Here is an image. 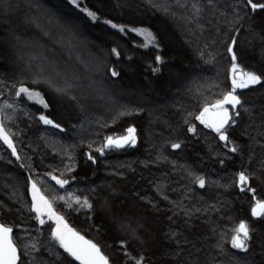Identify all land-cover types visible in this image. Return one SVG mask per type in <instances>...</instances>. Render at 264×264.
I'll return each mask as SVG.
<instances>
[{
    "label": "trees",
    "instance_id": "trees-1",
    "mask_svg": "<svg viewBox=\"0 0 264 264\" xmlns=\"http://www.w3.org/2000/svg\"><path fill=\"white\" fill-rule=\"evenodd\" d=\"M30 2L31 0H14L22 8ZM38 2L43 7L29 12V15L35 17L36 24L24 23L20 13H13L9 18L14 32L20 35L18 41L14 35L11 37L14 58L19 66L11 68L0 59V80L11 84L24 79L50 105L49 108H44L34 100L16 98L9 95L6 88H0V91L5 92L4 96H0V104L5 99L9 103L15 100L21 109L14 114L12 120L5 121L6 131L12 137L19 160L0 139V223L14 228L13 240L19 247L23 248L27 243L36 244L39 248L38 252H31L25 264H67L68 261L80 264L58 242L52 240L49 225L53 228V224L46 221L44 225H40L35 218L36 213L30 211L32 180L37 182L39 191L52 201L54 211L64 217L69 227L98 244L105 255L115 257L117 261L123 258L119 249V240L123 238V233L118 230V225L109 223L110 215L100 211L90 213L79 208L74 201L69 208L65 200L57 197H67L69 192L88 196L97 208L108 199L115 212L124 219L146 218L154 233L151 247L145 250L132 243L128 250L144 252L153 264H163L168 258L164 259L162 255L169 251L171 244L166 234L178 226L182 227L185 217L181 215L171 221L168 219V216L178 210L168 201L161 200L153 184L166 181L171 199H179L184 192L180 185L187 181L181 179L184 173L178 166L185 164L219 185L206 186L205 189H200L197 185L195 191L189 194L191 199L183 201L188 208L211 204L219 209L218 212L209 213L207 217L204 213L197 214L210 221L208 225H201L197 236L191 237L204 248L201 258L210 254L215 256L216 264H228L230 258L238 256L242 258V262L246 259L247 264H264V217L252 216L256 201L264 200V183L252 181L251 186L256 188L255 197L251 192H240L234 184L229 188L234 173L247 166V161L231 153L213 129L194 118L202 111L205 103H214L231 88V63L223 46L217 43L207 48L206 55L201 57L200 51L205 41L211 39L209 34L192 35L183 22L152 8L150 0H81V8L87 7L97 12L99 19L96 21L70 5L68 0ZM134 12L144 15L132 17L130 13ZM56 19L75 27L78 31L75 32L83 38L89 37L101 43L99 53L101 58L105 55L106 57L100 70L93 71L92 66L86 64L84 55L76 48L72 37L56 38L57 33L52 30L55 27L53 20ZM105 20L126 25V32L112 28L104 23ZM164 20H169L174 25L178 38L182 39L187 48L184 52L168 47L164 38L165 31L160 25ZM254 23L257 31L264 26L260 16L255 17ZM132 28L150 29L160 47L157 48L155 43H148L146 35L133 32ZM244 35L242 32L240 38L243 39ZM146 43L147 47L144 46ZM112 49L119 51L120 56L117 57ZM157 55L164 58V64L155 61ZM210 55L215 60L206 62ZM33 57L34 66L42 65L46 69L40 79L52 76L57 79L58 85H62L63 79L67 78L74 84L72 91L68 95H61L47 85H32L31 74L25 70L22 75V70L25 69V62ZM184 63L187 64L186 67ZM238 63L244 71H264V55L261 54L260 45L256 43L250 46ZM127 67L133 68L139 84H143L144 79L152 88L160 90V93L161 85L166 84L173 72L181 76V81L173 84V90L166 96L157 99L148 95L133 98L126 95L129 91V84L126 82L129 73ZM156 67L161 68V71L153 72L152 69ZM112 68L120 72V76H111ZM73 95L77 97L75 101L71 99ZM237 95L247 101L246 106L254 109L256 113L259 114L264 109V87L255 85L239 89ZM61 98L68 99L75 105L72 112L63 114L55 107L56 101ZM137 108L141 111H134ZM125 110L131 114L120 115ZM188 113L193 115L188 116ZM41 114L60 123L66 130L45 125L39 120ZM115 116L118 119L113 123L112 118ZM185 117L188 118V124L184 122ZM246 123L245 117L240 126L231 132L230 139L246 143L247 137L242 136ZM256 123L259 125V119ZM191 124L196 125L195 135L186 131ZM130 126L137 128L138 142L135 146L108 151L103 156L95 151L103 143L104 137L124 135ZM170 142H183L184 146L181 150H174L170 147ZM161 150L168 159L156 162ZM89 151L95 157L96 163L88 160ZM256 152L259 157L264 149L257 146ZM70 156L74 160H70ZM221 160L224 161L223 164L220 163ZM70 164L73 165V171L68 173L65 166ZM117 171L123 175H114ZM53 175L69 179L70 184L62 188L52 179ZM73 176L76 177L75 180H72ZM131 182L133 184L130 185ZM113 188L117 190L115 196L111 195ZM91 189L96 191L91 192ZM136 193L145 199L141 200ZM201 196L204 197L203 200L200 199ZM148 200L152 201L151 205ZM242 220L256 230L255 242L249 254L231 248L232 229ZM210 227H218V231L228 232L229 241L225 246V253H220L214 247L217 237L210 233ZM201 237L207 238L203 242ZM49 248L52 251H48ZM133 254L136 252L133 251Z\"/></svg>",
    "mask_w": 264,
    "mask_h": 264
},
{
    "label": "snow or ice",
    "instance_id": "snow-or-ice-1",
    "mask_svg": "<svg viewBox=\"0 0 264 264\" xmlns=\"http://www.w3.org/2000/svg\"><path fill=\"white\" fill-rule=\"evenodd\" d=\"M68 3L79 9L83 13L96 21L99 16L96 11H92L87 7L81 8V0H68ZM152 8L158 12L163 13L166 16H171L175 19L183 22L190 30L192 35L199 34L204 36L209 34L210 41H205L203 49L200 51V56L206 55V49L219 43L223 46L225 52L230 59L231 67V88L230 90L222 94V98L215 100L214 103H205L202 111L194 118L200 121L201 124L206 125L208 128L213 129L218 134L220 141L224 142V147L229 148L231 153H235L247 161V166L242 170L234 173L231 178V182L228 187H232L234 184L240 192H251L255 197L256 188L251 186L253 180H258L264 183V152H261L257 157L256 147L259 146L264 149V109L258 114L251 107H247V101L242 100L240 95H237V89H247L250 86L260 85L264 87V71L257 73L256 71H244L238 60L246 53V50L250 46H254L256 43L260 45L261 54L264 55V26H261L257 31L256 24L254 23L255 17H261V23L264 25V0H150ZM43 7L39 4L38 0H31L24 8L20 3H14V0H0V26H5L10 23V17L13 13L22 14L23 22L26 24H36L35 17L29 15L32 9H39ZM252 21V23H247ZM105 24L110 25L112 28L119 29L120 32H126V25L113 23L112 20H105ZM247 23V28H245ZM39 27V25H36ZM131 31L138 32L141 35H146L148 43H155L157 48L160 47L159 43H156V36L150 29H138L132 28ZM245 33L244 38L241 39V34ZM214 33V35H212ZM0 35H4L7 39L8 35H14L18 41L20 35L14 32L11 27H2ZM47 35V33H45ZM145 47L148 46L146 43ZM117 57L120 56V52L116 49L111 50ZM35 57L25 62V69L31 74L32 85H47L53 88L57 93L61 95H68L74 88V84L67 78L63 79V84L58 85V81L55 77L49 76L45 79H40L46 69L42 65H33ZM131 59V57H129ZM215 60L214 56H209V60L206 62H212ZM155 61L158 64H164L165 60L162 56L157 55ZM153 72H160L161 68L156 67L152 69ZM111 76L118 77L120 72L115 68L110 70ZM0 88H6L9 95L16 98L23 99L26 97L28 100H34L43 105L44 108H49L50 105L45 100L39 91H36L34 87H29L25 83L24 79L12 82L9 84L6 80H0ZM5 92L0 91V96H4ZM72 100H76L75 95L71 96ZM83 108V105L81 106ZM235 110V111H233ZM242 110V111H241ZM21 111L18 103L13 100L9 103L7 99L0 104V139L4 141L12 150V154L20 157L17 154V149L13 143L12 137L6 131L5 121L12 120L16 112ZM134 111L139 112L141 109L137 108ZM243 112V115H242ZM127 110L120 113V115H130ZM192 113H188V116H192ZM246 117L247 123L243 128L242 136L247 137L246 143H240L234 139H230L231 132L240 126L242 119ZM113 123L116 122L118 116L112 118ZM259 119L260 123L257 125L256 121ZM39 120L45 125H52L57 129L65 131L60 123H56L47 115L41 114ZM185 124H188V118L185 117ZM251 130V131H250ZM187 132L196 134L197 128L195 124H191L186 129ZM253 132L256 133L253 135ZM137 128L130 126L126 129L124 135H109L104 137L103 143L100 147L96 148V152L101 156L105 155L108 151H116L125 148V146H135L138 142L136 135ZM230 145V147H229ZM183 142H170V147L174 150H181L183 148ZM89 149H91V143H89ZM88 160L92 163H96V159L92 152L87 153ZM70 160H74L73 157H69ZM167 156L163 155V150L158 154L157 161H166ZM176 165L175 161L171 162ZM224 163L223 160L220 161ZM178 168L183 171L184 175L181 179L187 181V183L180 185L184 189L179 199L173 200L169 196V185L165 182H154L153 187L155 192L163 201L171 203L175 209L168 219L171 221L176 216H183L182 227H176L167 233V238L171 242L169 251L165 253L168 259L163 261V264H216L215 256L208 255L205 258H201V254L204 253L202 244H198L196 239L191 237L197 236L198 229L201 225H208L210 221L208 219H202L199 213H204L207 217L209 213L218 212L219 209L215 205L208 204L206 207H185L183 201L185 199H191L189 195L195 191V186L198 185L200 189H205L206 186L217 185L216 181H209L204 174H201L196 169L189 165H179ZM65 171L71 173L73 171V165H66ZM135 171L134 169L132 170ZM63 175V173H62ZM114 175L122 176L119 171ZM30 179V177H29ZM52 179L56 181L62 188L65 185L70 184L69 179H61L58 176L53 175ZM76 177L73 176L72 180ZM176 183H179L178 181ZM219 186V185H217ZM111 187V186H109ZM32 201L30 211L36 213V219L40 225L45 224L44 216L55 222V227L50 228V236L52 240L58 242L61 248L64 249L69 256L75 260L80 261V264H153L152 260L147 257L144 252L133 249L129 251V244H138L141 248L147 250L151 247L154 239V233L151 223L146 218H140L136 220H126L122 215L115 212L113 206L108 199H105L103 203L99 205V208L89 200L88 196H78L74 193H67V197H57V199L65 200L68 207H72V201L79 208L86 209L90 213L97 211L110 214L113 223L118 225V230L123 233V238L119 240V249L122 253V259L117 261L115 257L110 258L105 255L98 244L91 240L86 239L83 235L68 226L62 215L56 213L53 209L52 201L42 195L37 188V182L31 181ZM175 191V189H171ZM91 192H95V189H91ZM111 195H117V190L112 189ZM137 197L144 200L145 197L136 193ZM204 199L203 196L200 197ZM148 204H152L151 200H148ZM155 208L156 205H153ZM10 210V209H9ZM171 211V209H170ZM253 217H264V200H257L255 206L252 208ZM12 226L0 223V264H25L26 258L31 252H38L39 248L36 244L23 245V248L19 247L13 240ZM26 231V230H25ZM210 233L216 236V242L214 247L219 249L220 253H225V246L229 241L228 232L226 230H219L218 227H210ZM255 229L250 228L246 221H240L239 224L232 229V235L230 237L231 248L238 250L239 252L249 254L250 248L254 244ZM207 238V237H204ZM264 247V245H262ZM48 251H52L51 248ZM59 255V253H55ZM67 264H72L68 261ZM228 264H247V260L241 257L230 258Z\"/></svg>",
    "mask_w": 264,
    "mask_h": 264
},
{
    "label": "rangeland",
    "instance_id": "rangeland-1",
    "mask_svg": "<svg viewBox=\"0 0 264 264\" xmlns=\"http://www.w3.org/2000/svg\"><path fill=\"white\" fill-rule=\"evenodd\" d=\"M130 15L133 17H142L144 13L141 12H134L130 13ZM55 27L52 28V30L56 31V38L59 36H65V37H72L74 40V44L76 48L81 52L85 59H86V64L91 65L94 70H100V68L103 67L102 61L105 60V57L101 58V55L99 53V48L101 46V43L89 39V37L83 38L82 36L78 35L75 31L77 29L75 27H71L70 25L66 24L63 20L61 19H56L53 20ZM161 29L165 31V41L168 44V47L173 48L174 50L178 52H184L187 48L182 42V39L178 38V33L174 28V25L172 22L169 20H164L162 23L160 22ZM2 27H11L12 24H8L5 26H0V31H2ZM22 29V28H21ZM78 32V31H77ZM98 34V32H97ZM12 35H8L7 39H5L4 35H0V59L5 62L6 65H9L11 68L18 67L19 64L17 63V60L14 58L15 57V52L12 50ZM17 65V66H16ZM184 66L186 67L187 64L184 63ZM127 71L129 72L127 75L126 82L129 84V91H127L126 95L131 96L133 98L137 97H144V96H152L154 98H159L162 96L168 95L173 89L171 86L173 84H177V82H180L181 76L177 75V73H170L172 77L166 81V84L163 86L161 85V92L160 93L157 88H152L151 85H149L144 79H143V84L138 81L137 76L135 73H133V68L132 67H127ZM139 78V77H138ZM137 80V81H136ZM239 89H237L238 91ZM237 94V93H236ZM55 107L60 110L63 114L67 112H72L75 108V105H72V103L68 99H58L55 103ZM126 134V133H125ZM130 185L133 184V182L129 183ZM41 193V192H40ZM42 194V193H41ZM43 195V194H42ZM31 197H32V190H31ZM123 205L125 204L124 201H121ZM110 215V214H109ZM45 222L50 221L53 224V228L55 227V222L53 220H50L47 215L44 216ZM109 223L112 224L113 226H116V224L113 223L112 217L110 215L109 218ZM157 228H155L156 230ZM109 230V229H108ZM107 230V232H108ZM117 231V230H116ZM106 232V233H107ZM110 233V232H109ZM205 238L201 237V241L204 242ZM162 257L168 258L165 254L162 255Z\"/></svg>",
    "mask_w": 264,
    "mask_h": 264
},
{
    "label": "water",
    "instance_id": "water-1",
    "mask_svg": "<svg viewBox=\"0 0 264 264\" xmlns=\"http://www.w3.org/2000/svg\"><path fill=\"white\" fill-rule=\"evenodd\" d=\"M80 262V261H79Z\"/></svg>",
    "mask_w": 264,
    "mask_h": 264
}]
</instances>
